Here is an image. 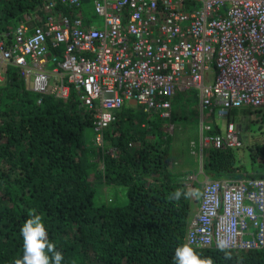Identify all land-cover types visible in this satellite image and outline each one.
Segmentation results:
<instances>
[{
  "label": "trees",
  "instance_id": "1",
  "mask_svg": "<svg viewBox=\"0 0 264 264\" xmlns=\"http://www.w3.org/2000/svg\"><path fill=\"white\" fill-rule=\"evenodd\" d=\"M46 2L0 0V32L10 34L12 21L23 22L24 13L37 9L45 22ZM179 112L180 107L173 111L170 122H177ZM95 116L76 93L68 100L39 96L18 68L8 67L0 84V264L22 259L20 229L34 214L63 254L62 264H174L182 245L210 264H264V248L235 252L189 245L199 191L190 179L194 168L182 173L174 165L177 135L163 129L167 120L126 104L99 133ZM241 148L209 152L212 181L246 176L238 167ZM250 151L263 172L254 176L264 179V144ZM176 191L179 200L173 199Z\"/></svg>",
  "mask_w": 264,
  "mask_h": 264
},
{
  "label": "built area",
  "instance_id": "2",
  "mask_svg": "<svg viewBox=\"0 0 264 264\" xmlns=\"http://www.w3.org/2000/svg\"><path fill=\"white\" fill-rule=\"evenodd\" d=\"M93 3L103 30L84 27L85 0H47L45 22L38 16L34 25L20 22L12 39L0 38V84L6 80L1 70L13 66L39 96L68 100L76 93L95 110L99 133L126 104L171 118L174 104L192 91L202 113L221 118L264 109V0ZM51 59L59 80L40 70ZM237 130L230 124L225 136H202L201 145L236 148ZM200 198L189 245L235 252L264 248L263 179L206 180Z\"/></svg>",
  "mask_w": 264,
  "mask_h": 264
},
{
  "label": "rangeland",
  "instance_id": "3",
  "mask_svg": "<svg viewBox=\"0 0 264 264\" xmlns=\"http://www.w3.org/2000/svg\"><path fill=\"white\" fill-rule=\"evenodd\" d=\"M38 9L34 12L24 13L23 22L31 23V21H34L37 18L36 12ZM63 12V8H59L57 10L56 15L59 17L61 16V13ZM83 12L85 14V17L88 21H90L94 26H101L104 19L99 17L94 8L93 0H91V3L88 5H85L83 7ZM26 19V20H24ZM1 20V19H0ZM21 24L19 22H16V20L11 22V26H13L12 32H15V29L18 27V25ZM9 28V27H8ZM11 32V33H12ZM8 34L6 31L0 32V38L3 41L8 40ZM10 39H12V36L10 35ZM214 79H211V82H213ZM196 91H192L191 93H187L188 96H185L182 98L179 102H176L174 104V110L176 108L180 107L179 116H174L177 119V122L173 124V122H170L171 118L163 119L161 120H167L162 121V123L165 125L163 129L167 131L169 134L172 133V135L175 137L177 135L175 146H174V158L176 161H174V165H177L179 172H188L193 169V175L191 178L196 181V185L199 188V193H197L198 198H200L201 195V186L199 183H204L209 178L207 176L209 172V152H211L214 149L208 150L205 147H197L195 144V139H197V135L199 138V141L201 142V138L204 137V140L208 141V139H215L220 137H223L226 133V129L228 125H237L240 126L242 129H238V138H242L244 142V146L241 148L240 153H238V167H243L247 172L252 173H262V168L260 167V163L255 161L250 155L251 154V148L254 145H263L264 144V109H257V110H248L246 111V114L243 113L244 110L240 111H233L230 113L229 120L227 118H221L217 115V113H214L213 115H210L208 112H201L200 110V99H196ZM189 102V104H187ZM239 113V116L235 113ZM232 119V121H231ZM186 124V125H185ZM185 125V126H184ZM143 127H146V129L151 130V126L149 127V124H142ZM162 127V126H161ZM200 130V135H199ZM220 130V133H218ZM186 133V137L184 136V133ZM216 131V132H215ZM212 133V134H210ZM223 133V134H222ZM90 138H93L94 135H89ZM200 136V137H199ZM203 136V137H202ZM195 137V139H194ZM190 142V143H188ZM190 144V149L188 150V154L184 153L185 147H187ZM97 147V146H96ZM198 154L200 155V159H198ZM202 157V158H201ZM96 161V159H95ZM197 164L196 167H194ZM259 175V176H261ZM264 180V179H263Z\"/></svg>",
  "mask_w": 264,
  "mask_h": 264
},
{
  "label": "clouds",
  "instance_id": "4",
  "mask_svg": "<svg viewBox=\"0 0 264 264\" xmlns=\"http://www.w3.org/2000/svg\"><path fill=\"white\" fill-rule=\"evenodd\" d=\"M230 116L227 118L228 120ZM235 126L238 129H240L236 124ZM240 143H241V139H240ZM238 147H243V145L240 144V146ZM207 177L209 178L208 181L211 182L217 181V180L212 181L209 176ZM246 178L262 179V178H258V176H253V177L246 176L238 179H246ZM190 179H192V182L194 184L195 183L194 179L193 178ZM222 180H228V179H222ZM200 186L202 193L203 185ZM197 189L199 191L198 187ZM181 195L182 194L180 191H176L173 194V199L179 200ZM185 195H195V193H189ZM20 235L23 238V257L22 259H17L15 261V264H62L64 259L63 254L60 251L56 250V245L48 239V232L46 230L43 219L40 215L34 214L31 218H29L21 227ZM174 264H210V262H205L204 260H202L199 257V255L196 253V251L190 246L182 245L177 247L175 250Z\"/></svg>",
  "mask_w": 264,
  "mask_h": 264
},
{
  "label": "crops",
  "instance_id": "5",
  "mask_svg": "<svg viewBox=\"0 0 264 264\" xmlns=\"http://www.w3.org/2000/svg\"><path fill=\"white\" fill-rule=\"evenodd\" d=\"M35 15H37V12H36V14ZM83 25H84V27H87V28H97V29H101V30H103L104 29V21H103V23H102V25L101 26H94L90 21H88L87 19H86V17H84V20H83ZM33 33V32H32ZM15 34V33H14ZM14 39L16 40L17 39V37H16V35H14ZM52 54V53H51ZM53 65H55L54 63H53V61H52V59L51 60H49L48 62H46L45 63V66H44V68L43 69H40V70H43V71H45V72H48L49 74H51L52 76H53V79H57V80H59V78L62 76V74H60V73H58V72H55V70H54V67H53ZM37 71H39V70H37ZM1 72H4V74L6 75V73H7V71L5 70V71H3V70H1ZM235 113V112H234ZM238 115L239 116V114H240V112L239 113H235V115ZM231 121H232V119H231ZM240 129H242L240 126H238ZM223 134V133H222ZM199 135H200V130H199ZM200 137V136H199ZM202 147V145H201V142L199 141V143H198V145H197V152H198V147ZM202 158V157H201ZM198 159H200V155L198 154ZM208 173V172H207ZM256 173H252V172H247L246 171V173H244V174H242V175H246V176H254ZM246 176H244V177H246ZM241 177V176H240ZM223 179H225V178H223ZM195 183H196V181H194ZM204 183H199V185H203Z\"/></svg>",
  "mask_w": 264,
  "mask_h": 264
}]
</instances>
